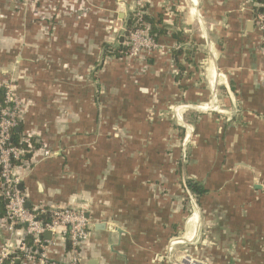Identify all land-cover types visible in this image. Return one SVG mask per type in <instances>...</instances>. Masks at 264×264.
<instances>
[{"label":"crops","instance_id":"1","mask_svg":"<svg viewBox=\"0 0 264 264\" xmlns=\"http://www.w3.org/2000/svg\"><path fill=\"white\" fill-rule=\"evenodd\" d=\"M137 1L0 0V87L14 79L21 102L14 132L53 152L21 173L27 209L70 206L111 224L89 231L86 264H264V42L253 4L140 0L146 15L162 14V48L105 57ZM191 21L197 69L180 83L171 33ZM175 109L192 128L186 159ZM186 180L207 191L198 204ZM8 237L0 228V248ZM54 242L48 258L61 264L65 245Z\"/></svg>","mask_w":264,"mask_h":264},{"label":"built area","instance_id":"2","mask_svg":"<svg viewBox=\"0 0 264 264\" xmlns=\"http://www.w3.org/2000/svg\"><path fill=\"white\" fill-rule=\"evenodd\" d=\"M32 1L36 0H22L26 3ZM143 9L142 2L137 1L132 12L133 21L122 31L121 54L124 58H139L162 48L147 33L148 25L142 19ZM254 22L264 42V12L258 14ZM183 46L176 45L174 50ZM2 87L4 98L0 101V200L4 202V216L0 218V228L9 237L0 248V264H56L48 258L47 249L55 244L54 239L57 238L65 245L61 264H86L85 243L92 223L84 211L70 206L26 207V200L20 189L21 173L34 167L38 155L44 159L53 152L41 145L33 146L28 138L20 139L17 145L12 143L11 137L18 125L21 102L15 95L14 81L5 82ZM175 113L179 126L186 133L182 144V159H185L184 143L190 137L189 128L179 111ZM19 232L21 235L18 237ZM46 233L51 234V239L55 238L47 241L44 238ZM188 263L194 264L191 260L185 264Z\"/></svg>","mask_w":264,"mask_h":264},{"label":"trees","instance_id":"3","mask_svg":"<svg viewBox=\"0 0 264 264\" xmlns=\"http://www.w3.org/2000/svg\"><path fill=\"white\" fill-rule=\"evenodd\" d=\"M17 1L19 3L22 2V0H17ZM249 1L253 4V18H255L258 14L264 12V0H249ZM132 18H133V13L130 16L128 27L131 25L133 21ZM142 19L148 25L147 33L150 36V38L157 43H161L163 41V38H165L168 35V28L163 23L162 14H159L156 17H150L146 15L143 11ZM171 37L175 41L176 45L183 46L185 44L183 48L172 50L170 53L173 64L178 71L177 75L175 76V81L181 83L183 79L189 78L192 74L191 72H188L189 66L191 67L190 69L192 68L197 69L196 64H194L193 62L194 54L196 52V44L194 40H191L190 42L186 43L187 37H185L182 30H173V32L171 33ZM122 49L123 47L121 44L117 45V47L115 48L105 45L104 56L107 58L121 59L123 58V55L121 54ZM3 98H4V89L1 86L0 101H2ZM18 137L19 134H16L13 131L11 139L14 145H17L19 141ZM185 187L187 188L188 192L193 196L197 204L201 199V197L207 194V191L203 188L202 185L192 180H186ZM3 216H4V202L0 200V218H2Z\"/></svg>","mask_w":264,"mask_h":264},{"label":"water","instance_id":"4","mask_svg":"<svg viewBox=\"0 0 264 264\" xmlns=\"http://www.w3.org/2000/svg\"><path fill=\"white\" fill-rule=\"evenodd\" d=\"M120 44L122 43V39L119 40ZM19 127L15 128V131H18ZM27 207V205H26ZM89 230H95V231H103V230H108V231H113L114 228L111 224H104V223H100V224H94L92 226L89 227ZM118 234L120 233L119 230H115ZM45 237H49V233L44 234ZM189 261V258H186L185 263H187ZM16 264H18V262H16ZM90 264H95V262H90Z\"/></svg>","mask_w":264,"mask_h":264},{"label":"rangeland","instance_id":"5","mask_svg":"<svg viewBox=\"0 0 264 264\" xmlns=\"http://www.w3.org/2000/svg\"><path fill=\"white\" fill-rule=\"evenodd\" d=\"M191 30L189 31L188 30V28L186 27V28H184V30H186V32L184 33V31H183V33H184V35L185 36H187V38L190 36L191 37V34H193L194 32H195V29L193 28V24H194V22L193 21H191ZM197 26V25H196ZM260 33V32H259ZM122 34H124V33H122ZM120 39H122V38H120ZM202 67H203V65H202ZM204 78V77H203ZM9 81H14V79H10ZM203 109H205L204 107H203ZM178 112V111H180V110H178V109H175L174 110V112ZM175 116H176V113H175ZM187 128H189V136H190V134L192 133V128H190V126H187ZM187 152V151H186ZM186 159V158H185ZM191 211H192V209H191ZM194 215V214H193ZM192 216V215H191Z\"/></svg>","mask_w":264,"mask_h":264},{"label":"bare ground","instance_id":"6","mask_svg":"<svg viewBox=\"0 0 264 264\" xmlns=\"http://www.w3.org/2000/svg\"><path fill=\"white\" fill-rule=\"evenodd\" d=\"M192 225L194 226V223H192ZM189 264V263H188Z\"/></svg>","mask_w":264,"mask_h":264}]
</instances>
